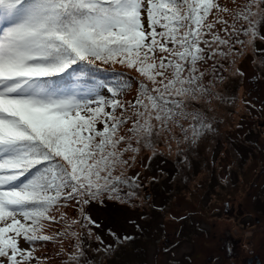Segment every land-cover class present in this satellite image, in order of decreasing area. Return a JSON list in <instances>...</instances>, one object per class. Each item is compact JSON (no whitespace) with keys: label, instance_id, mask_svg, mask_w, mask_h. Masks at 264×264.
<instances>
[{"label":"snow or ice","instance_id":"obj_1","mask_svg":"<svg viewBox=\"0 0 264 264\" xmlns=\"http://www.w3.org/2000/svg\"><path fill=\"white\" fill-rule=\"evenodd\" d=\"M262 26L264 0H0V264H41L35 244L58 238L73 241L67 264H90L75 230L101 227L87 206L138 179L125 169L142 150L215 132L206 77L264 42ZM98 64L141 79L97 80ZM52 222L63 231L44 234ZM108 233L97 250L131 239Z\"/></svg>","mask_w":264,"mask_h":264},{"label":"rangeland","instance_id":"obj_2","mask_svg":"<svg viewBox=\"0 0 264 264\" xmlns=\"http://www.w3.org/2000/svg\"><path fill=\"white\" fill-rule=\"evenodd\" d=\"M217 2L231 11L237 5H243L244 0ZM215 15L214 12L209 17V23ZM261 30L264 31V26ZM235 48L239 54L230 60L219 61L223 67L216 71L215 78L211 72L206 77V82L214 79L215 86L212 90L219 97L211 100L209 113L215 132L209 133L200 144L191 149L181 145L179 154L175 143L169 148L163 141L156 146L155 152L142 150L132 166L125 169L129 178L139 174L138 179L131 185L121 186L117 193L112 194L115 199L105 195L101 201H97L98 204L87 206L89 214L96 222H100L101 227L91 229L94 233L92 237H86L87 229L75 230L81 232V243L89 250L90 264H168L167 252H164L159 243L163 237L159 228L163 221L167 232L165 236L171 239L177 225V220H172L171 217H178L180 214L176 211V206L178 209L183 206L181 201L178 204L173 203L175 196L184 187L188 193L198 184L217 182L216 175H213L212 180L207 175L214 161L211 153L231 152L233 156L238 154L248 157L254 152L252 144L245 141L247 137L264 135V42L257 39L255 47H249L242 52L240 45ZM107 68L125 74V80L141 79L134 70L126 66L116 64L108 65ZM135 95L133 88L127 98L131 99ZM226 158L227 156L223 159L224 162L228 161ZM172 205L176 206L173 208ZM60 211L67 213L69 218L77 216L74 207ZM109 229L118 235L130 236L131 239L118 241L110 252L105 251L103 246L97 250L98 241L95 235L110 242ZM60 231L63 228L52 222L45 228L44 234L53 235ZM58 240L59 238L52 242L35 244L34 254L41 258L47 257L41 259V264H67L64 252L71 247L73 241L64 239L61 244Z\"/></svg>","mask_w":264,"mask_h":264},{"label":"flooded vegetation","instance_id":"obj_3","mask_svg":"<svg viewBox=\"0 0 264 264\" xmlns=\"http://www.w3.org/2000/svg\"><path fill=\"white\" fill-rule=\"evenodd\" d=\"M246 139L251 155L211 153L217 182L175 196L183 206L171 239L159 228L168 264H264V135Z\"/></svg>","mask_w":264,"mask_h":264},{"label":"trees","instance_id":"obj_4","mask_svg":"<svg viewBox=\"0 0 264 264\" xmlns=\"http://www.w3.org/2000/svg\"><path fill=\"white\" fill-rule=\"evenodd\" d=\"M107 66L108 65H97V67H99V68H101V69H107L106 71H99V72H97L96 74H95V77H96V79L97 80H105V81H109V82H111V83H114V84H117V85H119V81H116V77L117 76H119L121 73L118 71V70H113V69H111V68H107ZM199 164V163H198ZM206 166V165H205ZM212 167V166H211ZM207 175L209 176V178H211L212 176H213V171L212 170H210L209 172H207ZM95 203H97L98 204V202L96 201V202H92L91 204H95ZM100 204H103V202H99ZM91 204H89V205H91ZM58 216V215H57ZM108 216V215H107ZM97 223L99 224V225H101L100 224V222L99 221H97Z\"/></svg>","mask_w":264,"mask_h":264},{"label":"water","instance_id":"obj_5","mask_svg":"<svg viewBox=\"0 0 264 264\" xmlns=\"http://www.w3.org/2000/svg\"><path fill=\"white\" fill-rule=\"evenodd\" d=\"M148 196V195H147Z\"/></svg>","mask_w":264,"mask_h":264}]
</instances>
